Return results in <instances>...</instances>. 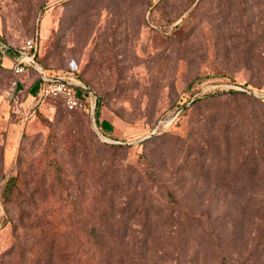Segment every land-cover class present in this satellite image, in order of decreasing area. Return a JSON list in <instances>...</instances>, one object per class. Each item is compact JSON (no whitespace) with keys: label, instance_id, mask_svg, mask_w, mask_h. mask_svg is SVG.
<instances>
[{"label":"rangeland","instance_id":"1","mask_svg":"<svg viewBox=\"0 0 264 264\" xmlns=\"http://www.w3.org/2000/svg\"><path fill=\"white\" fill-rule=\"evenodd\" d=\"M240 26L249 29L243 42ZM0 36V48L37 42L29 83L43 69L89 86L83 111L61 98L23 106L0 59V188L22 173L32 194L8 208L0 195V264L37 255V237L53 234L47 220L61 228L88 220L80 211L94 195L80 180L96 160L136 165L144 153L169 180L172 223L190 224L181 230L191 238L186 254H204L194 247L200 219L225 252L264 264V0H0ZM238 84L250 90L232 94ZM96 142L126 147L114 154ZM57 160L70 178L68 200L52 182Z\"/></svg>","mask_w":264,"mask_h":264},{"label":"trees","instance_id":"2","mask_svg":"<svg viewBox=\"0 0 264 264\" xmlns=\"http://www.w3.org/2000/svg\"><path fill=\"white\" fill-rule=\"evenodd\" d=\"M241 28L238 35L240 42L247 37L248 26ZM0 43L3 44L1 36ZM10 48V47H9ZM13 49V48H12ZM18 50V49H15ZM37 50V51H36ZM38 53L37 42L30 51ZM8 53H14L9 50ZM34 67L29 64V68ZM47 77L57 79L60 76ZM40 80L42 77L40 75ZM73 81L74 80L72 78ZM81 84L85 82L78 80ZM192 82L186 90H190ZM236 84V83H231ZM240 85V84H238ZM247 88L246 85H241ZM82 93H89L88 88H82ZM249 89V88H247ZM250 90V89H249ZM232 94H244L243 90L231 87ZM199 97L198 99L205 98ZM177 104L185 107L186 101ZM264 102V99H260ZM166 138L163 142H171L168 138L171 133L165 132ZM155 138V137H153ZM168 138V139H167ZM171 138V137H170ZM99 150L114 153L118 148H125V144H113L109 142L94 143ZM87 150V147H85ZM115 154V153H114ZM96 160L93 166L88 169L91 176L85 175L80 183H88L94 195L93 207L85 209L87 221H80L75 225H64V228L56 224L51 225L52 236L47 240L38 238L37 255L32 254L31 258L22 259L20 264H254L256 258L249 261L245 257H236L221 249L212 228L203 224L199 219L194 222L199 237L194 247H198L204 254H186L191 248V238L182 234L181 230L188 227L186 224L182 228L172 223L174 209L171 206L174 193L169 185V180L165 178V172L159 160L153 154H141L137 164L127 165L120 160L114 159ZM92 165V163L90 164ZM98 165V166H97ZM2 172V162H0V176ZM87 174V173H85ZM25 182V181H24ZM22 173L10 176L1 186L0 195L2 202L8 208L14 205H23L30 201L32 194L25 188ZM52 182L60 191L59 196L68 200L71 198L67 192L70 178H68L65 167L60 161L55 163V175ZM83 188V186H77ZM85 195L76 197V201ZM24 205L23 207H25ZM78 207V206H76ZM23 209V208H22ZM25 219L29 224H34L37 214L35 210L27 208ZM72 216V213L68 217ZM21 217V216H20ZM186 220L189 215L184 213ZM264 221V219H262ZM188 221V220H187ZM189 222V221H188ZM25 223L15 224L24 226ZM35 228V227H34ZM74 229V236H72ZM46 230V229H44ZM39 230V231H44ZM206 230V231H205ZM38 231V232H39ZM45 232V231H44ZM207 232L208 240L203 236ZM19 239V234H18ZM215 237V238H214ZM213 246H212V243ZM206 245L211 246L208 248ZM206 252H210L207 254ZM212 252H214L212 254ZM12 264V261H7Z\"/></svg>","mask_w":264,"mask_h":264},{"label":"built area","instance_id":"3","mask_svg":"<svg viewBox=\"0 0 264 264\" xmlns=\"http://www.w3.org/2000/svg\"><path fill=\"white\" fill-rule=\"evenodd\" d=\"M35 47V41L28 39L23 42L18 48V57L12 65V71L17 76L26 73L29 70V63L23 58L25 54H30V51ZM9 49L6 46V49ZM50 78V77H47ZM53 80H44L41 90L40 99L46 98H61L68 110L83 111L86 109V101L79 84H76L70 77H59ZM12 97L15 103L19 102L20 96L17 87V80L13 82Z\"/></svg>","mask_w":264,"mask_h":264},{"label":"crops","instance_id":"4","mask_svg":"<svg viewBox=\"0 0 264 264\" xmlns=\"http://www.w3.org/2000/svg\"><path fill=\"white\" fill-rule=\"evenodd\" d=\"M0 49H1L0 50L1 62L10 65L12 68L14 61L18 57V53L13 52L14 55L8 53L9 49L8 48L6 49V45L4 46V48H0ZM23 75H25V73L19 74L17 76L15 75L17 77V87H18L19 96L21 97L22 95H24V100L21 103V105L26 106L30 104L34 97H39V100L41 101L40 94H41V90L44 84V80L38 81V82L36 81L34 84H32V83H29L28 80H26ZM19 76H23V77L19 78ZM75 83L79 84L80 87H82L81 86L82 84L80 82L77 81Z\"/></svg>","mask_w":264,"mask_h":264},{"label":"water","instance_id":"5","mask_svg":"<svg viewBox=\"0 0 264 264\" xmlns=\"http://www.w3.org/2000/svg\"><path fill=\"white\" fill-rule=\"evenodd\" d=\"M9 50H11L12 52H15V53L18 52L17 50L12 49V48H9ZM36 51L33 54H25L23 59L29 64H33V65L36 64L37 63L36 60H35ZM40 72H41V76H42L43 80H53L52 78H47V76L45 75V72H44L43 69H41ZM81 86H82V88H89V86H87L86 84H82ZM234 87H236L238 89H241V90L248 91L246 88H244L242 86H239V85H234ZM96 103H97V100H96ZM94 116H95V109L93 108L92 111H91V118L93 120H94ZM116 142L119 143V141H116Z\"/></svg>","mask_w":264,"mask_h":264}]
</instances>
